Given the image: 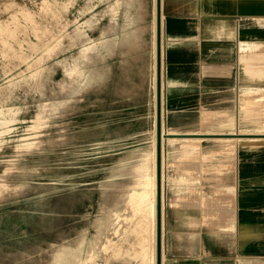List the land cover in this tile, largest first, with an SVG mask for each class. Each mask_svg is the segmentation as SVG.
Returning a JSON list of instances; mask_svg holds the SVG:
<instances>
[{"label": "rangeland", "instance_id": "obj_1", "mask_svg": "<svg viewBox=\"0 0 264 264\" xmlns=\"http://www.w3.org/2000/svg\"><path fill=\"white\" fill-rule=\"evenodd\" d=\"M115 36L113 0H0V206L23 203L22 264H116L122 222L136 230L138 243L146 227L151 233V219L142 225L135 212L141 204L130 200L128 190L139 187L142 169L155 201V131L152 144L106 142L116 138V71L109 55ZM107 65L110 95L98 78ZM97 90L102 100L94 106ZM248 100L249 110L239 113L238 126L244 128L228 132L232 139L211 153L199 138L160 141L162 206L164 191L183 198L194 184L207 185L215 167L221 173L215 154L229 156L235 147L262 138L234 135L264 138V95ZM164 150L170 151L167 158ZM87 198L90 205L95 199L93 210L81 207ZM122 199L128 206L116 207ZM64 202L72 214L70 232L61 241L45 242L49 206ZM120 210L115 217L112 211ZM30 234L39 245L28 242Z\"/></svg>", "mask_w": 264, "mask_h": 264}, {"label": "crops", "instance_id": "obj_2", "mask_svg": "<svg viewBox=\"0 0 264 264\" xmlns=\"http://www.w3.org/2000/svg\"><path fill=\"white\" fill-rule=\"evenodd\" d=\"M155 93L162 143L199 138L211 153L230 141L228 132L244 128L239 113L249 110V96L264 95V0H116V143H153ZM91 97L94 106L102 100L98 90ZM214 158L222 172L210 171L207 185L178 199L164 191L160 264H264V138ZM94 200L81 207L93 210ZM121 201L116 207L128 206ZM49 207L45 242H58L72 214L65 202ZM118 231L116 264H146L136 230L122 222ZM25 235L23 203L2 204L0 264L23 263Z\"/></svg>", "mask_w": 264, "mask_h": 264}, {"label": "bare ground", "instance_id": "obj_3", "mask_svg": "<svg viewBox=\"0 0 264 264\" xmlns=\"http://www.w3.org/2000/svg\"><path fill=\"white\" fill-rule=\"evenodd\" d=\"M155 1V0H154ZM157 1V0H156ZM113 5H115V10H116V0H113ZM127 7V6H126ZM154 11V10H153ZM155 12V11H154ZM156 14V13H155ZM155 16V15H154ZM153 16V17H154ZM161 16V15H160ZM155 19V17H154ZM153 19V20H154ZM161 19V17H160ZM159 20V19H158ZM155 21V20H154ZM160 21V20H159ZM155 23V22H154ZM157 41V40H156ZM112 48L110 49L109 51V55L110 56H113V59H114V64H115V71H116V36L112 39ZM156 53H157V63L159 61V58L161 57L160 56V53H161V49L159 48V44L156 43ZM240 54V53H239ZM159 67V65H158ZM111 73H112V69L110 67V65H107L103 68L102 70V73H100L98 75V78L102 81V85L106 88L107 90V94H106V90H105V94L106 95H110L111 91L109 89V85H110V76H111ZM157 83V78L155 79V85ZM159 86V85H158ZM157 88V87H156ZM155 88V89H156ZM160 88V87H158ZM252 98V97H251ZM109 100L107 99V102ZM160 95H158L157 93H155V159H156V173L157 176H156V182H155V186H156V193H155V201L152 202L151 199H150V196H149V191H148V186L150 184H152L151 180L150 179H146V171L142 170V169H139V172H144V175L142 176L141 179L143 180H137V184L139 187L137 188H132L130 190H128V194L130 196V200H134L136 201L137 203H140L141 206L137 207L135 210L138 211V214L141 218V223L145 221V219L148 217L151 219V233H149L150 235H147V236H144L143 233L142 235L144 236L143 238H141V243L140 245H138L137 248H139V250L141 252H143V255L145 257H143V263H146V264H160L161 262V256H160V249L162 248V244H161V238L159 236L158 238V232H159V227L161 226L160 223H159V220L162 219L159 218L160 216V213H161V209H162V192H161V186H162V175H161V171H160V138H161V135H162V127H161V119H160ZM146 125V124H145ZM166 131V130H165ZM168 132V131H167ZM172 133V132H171ZM175 133V132H173ZM172 133V134H173ZM178 133V132H177ZM168 134V133H167ZM170 134V133H169ZM183 135H185V133H182ZM261 134V133H259ZM257 135V134H249V135H237L234 137H236V140H238L239 138L241 137H249V138H263V134L262 135ZM175 135V134H174ZM181 135V133L179 134ZM187 135V133H186ZM190 135V134H189ZM193 135V134H192ZM195 135V133H194ZM209 135V134H208ZM219 135V134H218ZM231 135V134H230ZM168 137V136H166ZM178 137V136H177ZM213 137V136H212ZM227 137V136H226ZM229 137V136H228ZM233 137V135H232ZM173 138V137H171ZM180 138V137H178ZM185 138V137H184ZM208 138V137H207ZM224 138V137H222ZM261 138V139H262ZM116 138H112V139H109L107 140L106 142L107 143H112V141H115ZM238 144V143H236ZM154 145V144H153ZM154 159V157H153ZM191 169V168H190ZM153 177V176H152ZM139 179V178H138ZM153 185V184H152ZM155 186H153L152 188H154ZM154 191V190H153ZM126 194V193H125ZM154 195V193H153ZM154 197V196H152ZM154 199V198H153ZM128 200V199H127ZM126 206V205H125ZM138 206V205H136ZM131 209V208H130ZM113 213H115V217H118L116 216V212L115 211H112ZM137 214V212H136ZM162 216V215H161ZM134 220V219H133ZM140 221V220H139ZM117 222V221H116ZM139 223V225L141 224ZM162 223V222H161ZM144 223H142L143 225ZM115 228L114 226H111V231L114 232ZM162 230V229H161ZM146 232V231H145ZM161 234V233H160ZM159 234V235H160ZM162 235V234H161ZM161 245V247H160ZM162 250V249H161ZM89 251H92V250H89ZM161 257V258H160ZM163 264V263H162Z\"/></svg>", "mask_w": 264, "mask_h": 264}]
</instances>
